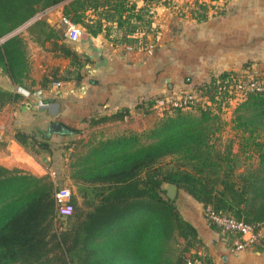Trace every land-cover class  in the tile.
Masks as SVG:
<instances>
[{"label": "trees", "instance_id": "16d2710c", "mask_svg": "<svg viewBox=\"0 0 264 264\" xmlns=\"http://www.w3.org/2000/svg\"><path fill=\"white\" fill-rule=\"evenodd\" d=\"M62 1L0 0V38ZM143 2L71 0L64 15L92 35L104 30L109 35L116 23L123 36L115 41L134 44L137 32L154 31V7L162 0ZM201 5L204 11L209 9ZM196 14L205 16L199 10ZM27 29L36 41H49L55 54L69 56L75 68L80 66L76 51L54 24L40 18ZM0 67L17 84L29 77L27 41L21 33L0 42ZM250 74L260 76L226 71L195 85L203 101L190 109L173 107L150 128L89 139L87 148L74 152L70 163L74 211L67 217L57 215L55 193L60 185L54 178L0 163V264H188L191 258L214 264L198 227L181 212L177 196H168L166 184L175 183L205 209L211 206L231 214L255 230L264 224V92H247L235 104L231 120L222 116L237 97L225 83ZM74 77H81L78 69L54 74L48 81ZM21 96L0 87V108ZM154 102L150 100L149 106ZM129 115L131 109L124 107L82 121L95 125ZM222 122L230 124L231 136L226 139ZM67 125L73 133L83 132V127ZM49 136L47 132L40 139L36 132L21 128L14 132L16 140L36 155L40 153L36 146L52 147Z\"/></svg>", "mask_w": 264, "mask_h": 264}, {"label": "crops", "instance_id": "0c3cea01", "mask_svg": "<svg viewBox=\"0 0 264 264\" xmlns=\"http://www.w3.org/2000/svg\"><path fill=\"white\" fill-rule=\"evenodd\" d=\"M70 1L63 0L38 13L17 32L27 41L30 62L29 77L23 85L15 83L0 67V87L22 94L0 108V140L5 139L6 146L21 152L27 150L14 137L15 128L28 131L25 128L33 123L44 122L49 127L53 121L86 127L89 122L82 121L84 117L100 118L129 107L131 115L115 121L133 118L134 128L140 131L145 129V117L171 109L170 100L213 76L226 71L264 73V0H223L219 7L201 11L204 17L179 0H162L154 7V31L137 32L134 37L139 40L134 44L115 41V37L123 36L116 23L109 35L105 30L92 35L81 28L87 32L86 38L69 39L63 15ZM143 3L139 0V5ZM40 18L54 24L62 40L72 45L82 67L80 78L48 81L54 74L60 76L75 66L71 57L55 54L49 41L41 44L30 35L29 24ZM150 100H155L152 106ZM138 104L142 107L137 108ZM146 108L150 111L146 112ZM101 124L96 123V129ZM1 148L5 147L0 146L2 154ZM30 153L28 156L37 160L36 154ZM51 154L44 148L39 156L50 159ZM0 163L12 167L1 158ZM177 201L184 216L198 227L214 264H264V238L251 248L237 251L230 239L210 225L201 202L184 190L177 191ZM260 231L264 234V224Z\"/></svg>", "mask_w": 264, "mask_h": 264}, {"label": "rangeland", "instance_id": "374dc122", "mask_svg": "<svg viewBox=\"0 0 264 264\" xmlns=\"http://www.w3.org/2000/svg\"><path fill=\"white\" fill-rule=\"evenodd\" d=\"M42 12V11H41ZM39 12V13H41ZM82 67L77 66V68H74L72 70H77L80 71ZM260 75L264 73H258ZM72 75V74H71ZM242 96H238L234 99H232L233 104H236L239 100H241ZM203 97L200 95L198 100L195 101L194 105L198 102L203 101ZM193 106V105H192ZM233 106L231 108H227L225 111L222 112V116L224 120H230V110L233 109ZM192 107H189L187 109H190ZM194 109V108H193ZM161 111V110H159ZM172 112L171 109L163 110L162 114H160L157 111L153 112V116H148L145 117V121L142 123H145V129L150 128L154 126V124L165 114ZM195 113L197 111L194 110ZM134 119L133 118H128L125 122H117L115 120H108L103 122V124L100 125L96 129V124L95 125H88L86 127H83V132L82 133H69L66 135H51L49 136V140L51 141V148L50 150L52 151L51 158L50 159H45L41 158L39 156V153H37V160L31 158L28 156V154L25 153L27 151H19L17 150V147H10L6 146L7 142L5 139L0 140V146L5 147L1 148L3 153H0V158L2 160H6L9 165L13 167V165L23 168L24 170H27L31 172H35L34 174L36 175H45L49 174L52 178V172L55 171L56 175L54 179L59 183V185H64L65 181H68L67 184L71 185L72 189L75 192V186L72 182V179L70 178V163L73 159V153L78 152V151H84L87 148L86 143L88 142L89 139L92 137L98 136H103V137H109V136H114L116 134L124 133V132H129V131H136L134 128ZM223 123V122H222ZM131 126V127H130ZM47 128L48 125L46 123H33L32 125L28 126L27 129L28 131H33L36 132L38 137L40 139H43L44 136L47 133ZM230 124H224L222 125V134L223 138L226 139L227 137L231 136V131H230ZM144 130V129H143ZM142 131V130H140ZM54 136V137H53ZM6 138V137H4ZM36 148L41 151L43 148H40L39 146H36ZM55 149V150H54ZM31 154V153H30ZM28 157V158H26ZM21 164V165H20ZM14 166V167H15ZM11 167V168H12ZM30 169V170H28ZM35 170V171H34ZM177 196V195H176ZM81 197L77 195V203L81 204Z\"/></svg>", "mask_w": 264, "mask_h": 264}, {"label": "built area", "instance_id": "2783aa9c", "mask_svg": "<svg viewBox=\"0 0 264 264\" xmlns=\"http://www.w3.org/2000/svg\"><path fill=\"white\" fill-rule=\"evenodd\" d=\"M185 4L189 9L204 11L201 4H207L209 8L219 7L223 0H179ZM63 21L67 24L66 35L71 40H78L82 36V29L78 23L74 22L70 17L63 15ZM228 87L231 92L235 91L236 96H242L243 99L247 92H264V74L254 76L250 74L248 77L234 76L225 83V88ZM200 95L195 90L186 91L180 97L170 100V108L181 107L189 108L195 103ZM234 99V98H233ZM55 176V171L52 172ZM73 189L71 185L64 184L57 188L56 212L59 217H67L74 211V204L72 202ZM205 214L208 219H211L220 227V231L224 238H232L235 250H243L253 247L256 243L261 242L264 234L261 233L260 228L255 230L254 227L242 220L237 219L231 214L222 211H216L211 206L205 209ZM262 227V226H261ZM233 234V236H230ZM188 264H213L200 258H191Z\"/></svg>", "mask_w": 264, "mask_h": 264}, {"label": "water", "instance_id": "95a60500", "mask_svg": "<svg viewBox=\"0 0 264 264\" xmlns=\"http://www.w3.org/2000/svg\"><path fill=\"white\" fill-rule=\"evenodd\" d=\"M37 16V14L32 17L30 20H28L27 22H25L23 25H21L20 27L16 28L14 31L10 32L9 34H7L6 36L0 38V42H2L3 40H5L6 38H8L9 36L17 33L18 31H20V29H22L24 26L28 25V23H30L33 19H35V17ZM80 26V28H85L84 25L82 23L78 24ZM82 36L84 38H86L88 36L87 32L85 30H83L82 32ZM48 134L52 135L53 133H70L73 132L72 128H70L67 124H65L64 122L61 121H53L49 124L48 127ZM69 185V184H68ZM166 188H167V194L169 197L171 198H175L177 195V185L173 182H169L166 184Z\"/></svg>", "mask_w": 264, "mask_h": 264}]
</instances>
